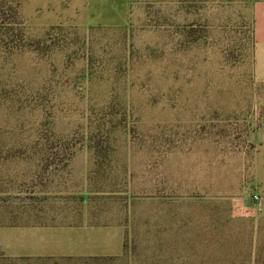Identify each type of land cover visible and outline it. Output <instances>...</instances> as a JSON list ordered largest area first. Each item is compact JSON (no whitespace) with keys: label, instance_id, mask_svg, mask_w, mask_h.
Instances as JSON below:
<instances>
[{"label":"rangeland","instance_id":"rangeland-1","mask_svg":"<svg viewBox=\"0 0 264 264\" xmlns=\"http://www.w3.org/2000/svg\"><path fill=\"white\" fill-rule=\"evenodd\" d=\"M255 1L131 0L128 24L92 27L0 0V216L57 200L130 211L134 230L228 216L264 264Z\"/></svg>","mask_w":264,"mask_h":264},{"label":"crops","instance_id":"crops-1","mask_svg":"<svg viewBox=\"0 0 264 264\" xmlns=\"http://www.w3.org/2000/svg\"><path fill=\"white\" fill-rule=\"evenodd\" d=\"M29 9L33 15H67L73 22L92 27H121L129 22L131 0H29ZM252 66L255 78L264 81V0L255 1L253 8ZM51 205L0 216V264L259 261L253 234L228 230V216L159 215V229L134 230L130 211L126 220L85 200H57Z\"/></svg>","mask_w":264,"mask_h":264},{"label":"built area","instance_id":"built-area-1","mask_svg":"<svg viewBox=\"0 0 264 264\" xmlns=\"http://www.w3.org/2000/svg\"><path fill=\"white\" fill-rule=\"evenodd\" d=\"M254 198L257 200L258 199V194H254Z\"/></svg>","mask_w":264,"mask_h":264},{"label":"trees","instance_id":"trees-1","mask_svg":"<svg viewBox=\"0 0 264 264\" xmlns=\"http://www.w3.org/2000/svg\"><path fill=\"white\" fill-rule=\"evenodd\" d=\"M17 15V14H16Z\"/></svg>","mask_w":264,"mask_h":264}]
</instances>
